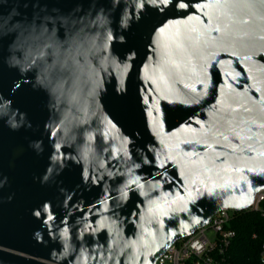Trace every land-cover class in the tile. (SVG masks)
<instances>
[{
  "label": "water",
  "instance_id": "1",
  "mask_svg": "<svg viewBox=\"0 0 264 264\" xmlns=\"http://www.w3.org/2000/svg\"><path fill=\"white\" fill-rule=\"evenodd\" d=\"M261 191L264 0H0V264H157Z\"/></svg>",
  "mask_w": 264,
  "mask_h": 264
},
{
  "label": "built area",
  "instance_id": "2",
  "mask_svg": "<svg viewBox=\"0 0 264 264\" xmlns=\"http://www.w3.org/2000/svg\"><path fill=\"white\" fill-rule=\"evenodd\" d=\"M244 212H254L264 218V191L257 193L251 207L243 212L216 213L209 224L174 243L157 264H233L230 249L238 236L234 223L238 214ZM253 238L256 239L257 234ZM260 260L264 264V244Z\"/></svg>",
  "mask_w": 264,
  "mask_h": 264
},
{
  "label": "trees",
  "instance_id": "3",
  "mask_svg": "<svg viewBox=\"0 0 264 264\" xmlns=\"http://www.w3.org/2000/svg\"><path fill=\"white\" fill-rule=\"evenodd\" d=\"M234 228L238 236L230 249L233 264H262L260 252L264 244V218L254 212L240 213ZM254 234H257L256 239Z\"/></svg>",
  "mask_w": 264,
  "mask_h": 264
},
{
  "label": "snow or ice",
  "instance_id": "4",
  "mask_svg": "<svg viewBox=\"0 0 264 264\" xmlns=\"http://www.w3.org/2000/svg\"><path fill=\"white\" fill-rule=\"evenodd\" d=\"M163 2H165V3H166V2H167V0H163ZM182 6H183V5H182Z\"/></svg>",
  "mask_w": 264,
  "mask_h": 264
}]
</instances>
